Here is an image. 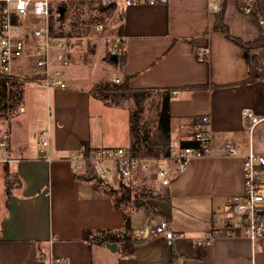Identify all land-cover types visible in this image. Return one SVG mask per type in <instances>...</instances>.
<instances>
[{
  "label": "crops",
  "instance_id": "1",
  "mask_svg": "<svg viewBox=\"0 0 264 264\" xmlns=\"http://www.w3.org/2000/svg\"><path fill=\"white\" fill-rule=\"evenodd\" d=\"M224 1L230 34L247 41L257 37L259 25L243 11L244 0ZM215 13L208 0L125 6L120 37L125 60L120 66L112 63V79L127 76L132 89L169 95L176 147L179 140L190 137L201 117L209 118L215 155L190 159L168 185H157L156 194L162 199L148 200L152 211L131 218L132 227H139L153 213L165 217L177 234L173 244L162 238L141 242L131 237L126 243L82 240L85 229H120L123 211L115 209L109 198L94 194L88 182L74 179L73 172L80 171L67 157L79 152L82 140L97 148L128 146L130 139L121 105L110 106L89 93L103 80L87 86L67 81L66 88H53L55 127L49 151L29 146V105L24 95V112L16 113L22 119L15 116L8 125L0 156V264H48L49 254L60 257L63 264H96L95 251L102 264H264V235L253 241L245 238L234 210L244 191L242 159L218 155L227 140L239 154L264 155V77L245 81L254 74L253 60L264 70V49H251L248 63L241 48L213 28ZM204 46L209 52L200 59L196 51ZM29 88L45 91L33 84ZM90 97L97 108H89ZM243 109L258 120L244 122ZM70 116L71 124L77 120L79 124L71 138L63 128ZM170 165L177 169L175 162ZM6 172L11 176L9 189ZM257 184L264 195V165L257 166ZM262 222L264 226V214ZM211 230L215 236L209 244L197 246L195 240Z\"/></svg>",
  "mask_w": 264,
  "mask_h": 264
},
{
  "label": "built area",
  "instance_id": "2",
  "mask_svg": "<svg viewBox=\"0 0 264 264\" xmlns=\"http://www.w3.org/2000/svg\"><path fill=\"white\" fill-rule=\"evenodd\" d=\"M53 1V3H52ZM60 1L74 0H0V78L15 79L25 83L41 86L46 92L51 88L64 89L67 87V73L65 66L70 57L69 41L65 36L57 33ZM76 1V0H75ZM101 4H120L128 6L133 3L147 2L150 4L165 3L168 0H91ZM208 6L213 12H218V0H208ZM250 6L245 4L243 11L250 12ZM260 24L263 19L258 17ZM97 30L103 29V24H95ZM121 38L115 36L111 44V51L118 50ZM207 46L198 48L196 55L200 59L207 57ZM119 82L118 77H113ZM22 101L17 105L16 112H24ZM244 122L253 124L258 116L250 110L243 109ZM189 138L198 141L197 147H181L171 149L168 154L141 155L134 154L129 148L123 146H100L90 148L87 154L78 152L67 157L73 163L75 170L82 171L87 163L96 165L99 175L111 180L114 176L128 181L137 180L141 174L156 172V186H166L170 183L174 172L182 169L194 157L215 155L211 152V132L208 116H203L197 128L188 133ZM38 142L42 148L49 151L50 132L49 125L39 133ZM4 146V142H0ZM218 155L241 157L243 162L244 191L240 198H236L234 210L239 213L242 222L243 236L255 240L264 234V226L260 210H264V195L258 190L257 166L264 165V155L254 152L239 154L234 144L227 140L220 147ZM170 162H175L173 169ZM140 174V175H139ZM232 234V232H229ZM131 237L148 242L153 238H162L171 246L176 237L168 220L160 214H151L147 222L139 227H131ZM215 236L211 230L197 238V246L209 244ZM48 264H63L60 257L49 254ZM173 264H178L174 262Z\"/></svg>",
  "mask_w": 264,
  "mask_h": 264
},
{
  "label": "trees",
  "instance_id": "3",
  "mask_svg": "<svg viewBox=\"0 0 264 264\" xmlns=\"http://www.w3.org/2000/svg\"><path fill=\"white\" fill-rule=\"evenodd\" d=\"M250 6L249 16L258 23L260 32L257 37L252 40H243L237 36L230 34L228 27L224 22L225 1L220 3V9L215 13L214 29L220 31L225 37L238 45L246 61L250 62L249 52L251 49L261 47L264 49V0H247ZM60 6L64 7L62 18H59L58 28H63L64 20L68 18L70 27H76L79 16L84 14H92L97 21H107L112 18V23L116 24L113 30V36L122 35V20L124 15V6L120 4H101L100 2L91 0H74V1H60ZM239 5V4H238ZM241 7V5H239ZM258 16L263 19V24H259ZM80 21V20H79ZM81 22V21H80ZM73 32H58L60 36L71 37ZM116 66H120L125 60V48L122 40L118 44ZM254 74L250 73L245 81H250L255 78H263L264 70L254 61ZM89 93L92 96L102 99L109 104H115L118 99L124 97H132L137 107L129 110V131H130V145L129 149L134 154L141 155H160L168 154L171 145V116L169 112V95L165 94L160 97L159 106L152 123L144 125L141 122L142 106L140 102L143 100L144 89H132L128 85V77L124 76L119 79V82L113 80H103L95 83L90 89ZM24 95V82L15 79L0 78V118L5 117L7 113L15 110L17 105L22 101ZM114 100V103H112ZM118 105V104H116ZM181 147H197L198 141L193 138H186L179 140ZM90 146L87 141L82 140L80 143V150L87 154ZM8 181L6 183L7 189L10 188V175L6 172ZM73 178L76 180L86 181L89 183L91 190L98 196H104L111 200L112 206L115 209L123 211L124 223L120 229L103 228L97 230L85 229L82 231V240L91 243L122 242L126 243L131 240L130 229L131 214L129 210L145 208L148 212L152 211L148 200L150 198H161L159 194H154L156 190V172L152 171L148 174H141L137 180L130 179L124 181L117 176L111 180L98 174L96 165L87 163L85 168L80 172H73ZM162 199V198H161Z\"/></svg>",
  "mask_w": 264,
  "mask_h": 264
},
{
  "label": "rangeland",
  "instance_id": "4",
  "mask_svg": "<svg viewBox=\"0 0 264 264\" xmlns=\"http://www.w3.org/2000/svg\"><path fill=\"white\" fill-rule=\"evenodd\" d=\"M246 1L247 0H244L245 4H248ZM91 13L92 14L82 13L79 16V19H77V26L74 28L69 26V16L64 20L63 28H61V32L64 33L70 31L75 32L74 36L66 37V39L70 43L68 48L70 57L68 59L67 65L65 66V70L67 73V81L69 84L87 86L97 79L109 80V78L112 79L113 76L112 73L114 65L108 60V56L112 52L110 46L112 44L113 38L115 37L113 36V30L115 29L116 24H113L112 18H110L107 21H101V23L103 24V29L97 30L95 28V24L99 21L93 18L94 12L92 11ZM253 61L257 62V60ZM30 86L31 84L29 83L24 84V101L29 105V112L27 113L26 119L27 138L29 146L32 145L34 147H38L40 145L38 142L39 133L46 128L47 124L49 125L50 141H53V132L55 127L54 110L56 105L54 103L55 92L54 89L51 88L49 89L48 94L46 95L45 91H34L32 90V88H29ZM144 94L145 95L143 97V100L140 102L143 110L141 113V122L144 123V125H148L152 123L155 118V114L157 112L160 102V94L159 92L153 90H145ZM68 103L72 102L69 101ZM112 103H114V100H112ZM116 104L121 105L122 110H125V112L123 111V113H125L127 116L128 138L130 139L129 110L131 108L137 107V104L134 102L132 97L120 98L118 99L117 103L111 104L110 106H116ZM88 105L90 109H94L95 106L97 108L96 103H94V99L91 97ZM101 106L104 105L101 104ZM16 109L17 107L12 112L7 113L5 117L0 118V142L6 139L8 125L10 124V122H12V120L15 119L17 113ZM74 109H77L76 105ZM19 118L22 119L20 116H16V119ZM71 118H73V116H70L69 119H65V121L63 122V128L66 127L65 132L66 130L69 131V138H71V131L75 130L76 126L79 125L78 120L74 122L75 124H71ZM120 118L121 120H123L122 113L120 115ZM56 125L59 126V124ZM68 126H70L71 129H69ZM35 134L38 135L35 137ZM174 135L175 134L172 132V146L176 148V144H174ZM129 145L123 147L129 148ZM3 151L5 152L4 146H0V156L4 155ZM129 212L133 221L135 218L139 216L142 217V215H145L146 209H130ZM237 215H239L238 212ZM102 261L103 258L101 257L99 252L95 251L96 264H102Z\"/></svg>",
  "mask_w": 264,
  "mask_h": 264
},
{
  "label": "water",
  "instance_id": "5",
  "mask_svg": "<svg viewBox=\"0 0 264 264\" xmlns=\"http://www.w3.org/2000/svg\"><path fill=\"white\" fill-rule=\"evenodd\" d=\"M63 11H64V7L63 6H59L58 7V13H59V17L62 18L63 15ZM108 60L114 64L117 63V54L115 52H111L108 56ZM154 194H156V191L153 192ZM260 215L264 214V211L260 210L259 211Z\"/></svg>",
  "mask_w": 264,
  "mask_h": 264
}]
</instances>
